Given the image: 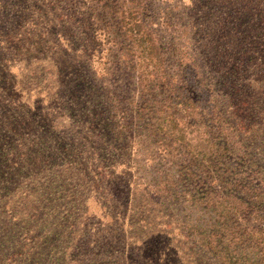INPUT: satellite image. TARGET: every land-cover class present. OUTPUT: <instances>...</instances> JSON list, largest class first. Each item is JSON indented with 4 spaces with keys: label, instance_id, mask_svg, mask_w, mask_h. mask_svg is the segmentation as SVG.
<instances>
[{
    "label": "trees",
    "instance_id": "16d2710c",
    "mask_svg": "<svg viewBox=\"0 0 264 264\" xmlns=\"http://www.w3.org/2000/svg\"><path fill=\"white\" fill-rule=\"evenodd\" d=\"M47 1L54 39L34 33L48 26L43 16L26 20L21 41L37 38L50 64L64 65L61 76L76 56L70 74L82 80L62 88L74 100L63 109L84 113L63 138L30 134L41 161L21 159L23 145L11 166L14 137L0 136V264H264V69L248 73L244 48L198 65L204 53L180 44L158 0ZM210 44H200L207 57ZM93 66L100 83L85 81ZM200 73L215 81L201 88ZM57 151L64 169L47 158ZM140 166L149 180L133 197ZM20 228L31 236L17 242Z\"/></svg>",
    "mask_w": 264,
    "mask_h": 264
},
{
    "label": "rangeland",
    "instance_id": "374dc122",
    "mask_svg": "<svg viewBox=\"0 0 264 264\" xmlns=\"http://www.w3.org/2000/svg\"><path fill=\"white\" fill-rule=\"evenodd\" d=\"M43 1L44 0H0V136L6 138L12 135L14 137L11 144L8 146V149H11L12 152L9 157L11 166L13 165L11 159L14 162L17 161V158H19L17 150L21 149L23 145H25V149L21 150V152L24 153V156H20L21 159H33L37 157L36 155H38L40 161L44 158L42 157L44 155L35 152V147H33L31 143L32 138L29 137L30 134L52 130V135L63 138L64 132L70 130L69 127L75 128L76 126H80L79 122L81 121L79 115H83L81 113H84L81 108H79L78 112L70 114L65 113L63 109L65 104L69 106L74 100L67 95L62 96V88L67 85L74 87L82 80V77L77 76V74L83 75L82 73L70 74L75 70L73 66L76 67L78 65L75 64L77 61L76 56L71 54L72 59L69 58L68 60L71 63L69 66L72 69L67 72V74L61 76L60 71L64 65H58L57 69V66L50 64L51 61L44 56L40 47L35 46L39 41L37 38L29 43H25V39L21 41L27 26L26 20L32 18L37 21V18L42 19L43 16L49 18L46 21L48 26L45 27L44 24H39L38 22V30L34 33L42 37V34L46 32L51 34L52 39H54V35L56 34L52 31V10L48 7H43ZM158 1L159 4L157 7L162 10L167 8L174 22L179 24L180 31L178 36L180 44L188 47H190L191 44L200 49V52L204 53L200 57H195V61L197 60L198 65L200 64L199 61H203L204 59L207 62H210V58L212 62H216L217 60L221 61L222 56H220V54L223 50L224 52H232L234 48H244L243 59L247 65L251 66L249 69L250 72L248 73L254 76V78L261 76V70L264 69V0ZM45 2L48 3L47 0H45ZM45 11L47 13L43 14L42 12ZM22 27H24L23 30ZM3 30L10 32L7 34V32ZM174 30L176 31V29ZM190 38H192V41H190ZM165 39L166 38H164V41ZM211 40L212 44H210V49L212 50H210V52L212 53L207 57L205 54L208 50L202 49L200 44L202 42V45H205L207 41L210 42ZM29 44H32V46L29 47ZM50 45L53 46L51 43ZM73 47L69 48V50L74 51V48L80 49L77 45ZM44 63L48 68L45 74L40 70V66L45 68V66H43ZM86 75L87 79L85 81H89V79L96 80L98 75L95 66L86 70ZM199 76L201 88L215 81L210 79L206 80L203 73H200ZM217 78H219L218 75H216L215 79ZM115 80V78L111 79V81H109L110 84ZM96 81L100 83L99 79ZM86 83L87 82H84V84ZM118 83L123 86L127 85L126 77H120ZM211 87L213 93L220 92L218 84ZM82 93H84V101L88 102L87 105L89 107V100L86 99L87 92L84 91ZM92 93L93 99H95V92ZM206 98L207 97H205V99ZM60 103L64 105L58 108ZM75 103H77V101ZM23 114L28 119L25 125L18 124L22 122L20 117H22ZM16 115L17 117H15ZM55 140L56 139H54V141ZM19 143H21V146H19ZM57 154L58 158L56 156H54L53 159L51 157L47 158L52 161L51 165L61 166L64 169V166L60 164L61 157L59 156L61 153L57 151ZM132 154L135 156L134 153ZM46 156H49V154ZM141 160H146V158H142ZM35 163L37 164V160ZM125 163L132 165L133 162L126 161ZM36 164L34 168H36ZM32 168H28V170H33ZM120 171L127 173L129 170L121 168ZM136 171H138V179L135 180L136 184L132 186L134 192L133 197H135L137 183H147L150 172L148 171L145 173L141 166L136 169ZM125 178L126 180L127 178L130 179V175H126ZM17 179L16 177L11 187H16V185L19 186ZM127 182L128 181L121 183V189L126 186ZM92 194L94 197H100L97 190H94ZM133 197L131 198L132 202H129L130 205L137 204ZM91 211L97 215V218L101 217L103 213L101 207L88 202L87 212L90 213ZM109 211L112 212L111 210ZM112 215L114 216L113 212ZM127 218L128 216L124 215L122 220L127 223ZM114 220L118 222L117 219ZM118 223L120 225V222ZM20 230L21 233L18 237L15 236V241L19 242L24 239L25 233H27L25 238L31 236L24 228H20ZM123 231L126 233L125 238H128L130 242L131 235L128 234L129 230H127L126 226L123 228ZM21 236L22 239H19Z\"/></svg>",
    "mask_w": 264,
    "mask_h": 264
}]
</instances>
